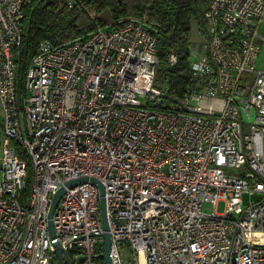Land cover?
I'll return each mask as SVG.
<instances>
[{
	"label": "built area",
	"instance_id": "built-area-1",
	"mask_svg": "<svg viewBox=\"0 0 264 264\" xmlns=\"http://www.w3.org/2000/svg\"><path fill=\"white\" fill-rule=\"evenodd\" d=\"M40 1L0 0V264H57L54 240L104 264L95 183L65 186L48 229L82 175L103 185L112 264H264V0H208L182 96L136 17L41 39L22 73L23 7Z\"/></svg>",
	"mask_w": 264,
	"mask_h": 264
},
{
	"label": "trees",
	"instance_id": "trees-1",
	"mask_svg": "<svg viewBox=\"0 0 264 264\" xmlns=\"http://www.w3.org/2000/svg\"><path fill=\"white\" fill-rule=\"evenodd\" d=\"M208 0H42L23 7L20 70L23 73L41 39L54 45L84 35L97 26L136 17L157 36L156 80L165 81L170 93L182 96L191 86L189 53L191 20H200ZM170 53L176 55L168 63ZM27 187L22 191L25 194Z\"/></svg>",
	"mask_w": 264,
	"mask_h": 264
},
{
	"label": "water",
	"instance_id": "water-1",
	"mask_svg": "<svg viewBox=\"0 0 264 264\" xmlns=\"http://www.w3.org/2000/svg\"><path fill=\"white\" fill-rule=\"evenodd\" d=\"M86 181H90L93 182L97 185V187L99 188V193H100V197H99V209H100V216H101V224H102V228H103V232H102V236H103V246H102V252L100 253V257L103 260L104 264H112L111 262V257H110V234L108 231V221H107V216H106V210H105V202H104V197H103V185L102 183L95 178L94 176H86V175H82L76 178H72L68 181L65 182L64 185L59 186L56 191L54 192L50 205H49V209H48V213H47V222H48V229L50 232V235L52 238H55L54 235V231H53V226H52V212L61 196V194L65 191V186L67 187H73L79 183L82 182H86ZM54 245H55V254L57 257V264H70L69 260H68V253L67 251L59 244V242L57 240L53 241ZM80 257L77 258V261ZM77 264V262L75 263Z\"/></svg>",
	"mask_w": 264,
	"mask_h": 264
},
{
	"label": "rangeland",
	"instance_id": "rangeland-1",
	"mask_svg": "<svg viewBox=\"0 0 264 264\" xmlns=\"http://www.w3.org/2000/svg\"><path fill=\"white\" fill-rule=\"evenodd\" d=\"M191 41L198 43L199 49L201 53L205 52V47L203 46V43L205 42V38L203 33L201 32V26L200 22L198 19H192L191 20ZM257 66L264 68V45L261 47V51L259 52V56L257 59ZM1 137V136H0ZM250 197H256L254 194L251 195ZM248 199V195L244 194V202H246ZM202 208L204 210L211 211L213 209H216L217 211H222L223 210V203L220 201L216 204L212 203H204L202 205Z\"/></svg>",
	"mask_w": 264,
	"mask_h": 264
}]
</instances>
